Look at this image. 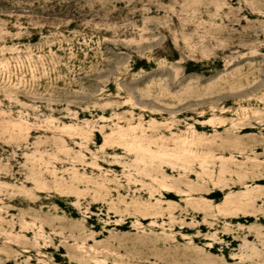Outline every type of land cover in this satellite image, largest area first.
Returning a JSON list of instances; mask_svg holds the SVG:
<instances>
[{
  "label": "rangeland",
  "instance_id": "obj_1",
  "mask_svg": "<svg viewBox=\"0 0 264 264\" xmlns=\"http://www.w3.org/2000/svg\"><path fill=\"white\" fill-rule=\"evenodd\" d=\"M198 260L264 264V0H0V264Z\"/></svg>",
  "mask_w": 264,
  "mask_h": 264
},
{
  "label": "bare ground",
  "instance_id": "obj_2",
  "mask_svg": "<svg viewBox=\"0 0 264 264\" xmlns=\"http://www.w3.org/2000/svg\"><path fill=\"white\" fill-rule=\"evenodd\" d=\"M223 150H231L232 149V146H227V147H224V148H222ZM242 166V165H241ZM255 167H257V164H255L254 165ZM254 169V168H253ZM164 171V178H163V181L161 182V186H162V188L164 189V191H163V196L165 197V198H169V197H171V198H175V197H177L179 194H177V192H176V187L175 188H173L169 183H168V175H167V172H166V170H163ZM229 172H231V170L229 169V168H227V166H224L222 169H221V172H220V174H219V179H220V181L222 182V185H224V186H229V185H231V184H229L227 181H226V179H227V173H229ZM235 172H237L238 173V171L236 170ZM238 178H237V181L238 182H244L247 178H248V175L247 174H241V173H238ZM256 192V193H255ZM261 192H263V190L262 189H258V190H256V191H252V190H250V191H248V192H246V193H243L242 195H240V196H238V197H233V196H231V195H227L226 196V198H225V201H224V204H226L227 206H230V207H232V205H234V203H238V202H240V200H245V198H247L248 196H256V195H258V194H261ZM253 193V194H252ZM207 202V201H206ZM241 203V202H240ZM242 204V206L241 207H243V209H245V206L246 205H244L243 203H241ZM244 205V206H243ZM241 207H240V209H241ZM230 212H232V213H235L232 209H228ZM201 227L202 228H205V227H207V225L206 224H202L201 225ZM198 237V236H197ZM167 238V237H166ZM145 243H147L146 241H145ZM151 244V243H150ZM168 244V243H167ZM234 244V243H233ZM232 244V245H233ZM144 244L142 243V246H143ZM152 245V244H151ZM144 246H147V244L146 245H144ZM208 247H210V248H212V249H215V245H212V244H210V245H208ZM201 254V253H200ZM209 256V255H208ZM182 258V257H181ZM211 258V257H210ZM209 258V259H210ZM212 258H214V257H212ZM186 259V258H185ZM199 260H203L202 258L201 259H199ZM198 260V261H199ZM205 260H206V258H205ZM139 261H137V263H138ZM143 262V261H142ZM161 262V261H160ZM200 262V261H199ZM207 262H208V260H207ZM207 262H205L204 264H206ZM196 263H198V262H196ZM201 263V262H200ZM199 263V264H200ZM203 263V262H202ZM201 263V264H202ZM210 263V262H209ZM212 264V263H211ZM215 264V263H214Z\"/></svg>",
  "mask_w": 264,
  "mask_h": 264
}]
</instances>
